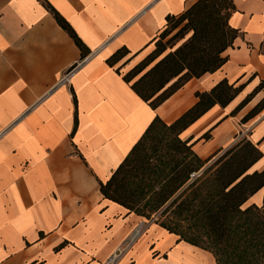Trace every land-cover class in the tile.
<instances>
[{
    "label": "crops",
    "instance_id": "crops-1",
    "mask_svg": "<svg viewBox=\"0 0 264 264\" xmlns=\"http://www.w3.org/2000/svg\"><path fill=\"white\" fill-rule=\"evenodd\" d=\"M198 1L0 0V264H104L140 227L118 264H218L212 251L163 227L160 215L142 216L100 190L156 117L173 124L198 103L197 93L225 80L240 88L236 97L180 139L204 161L243 135L264 154V0H232L228 23L239 35L226 63L157 109L123 79L156 49L168 16ZM49 7L71 25L87 57ZM123 48L128 55L110 66ZM263 170L264 157L249 173ZM250 206L264 209V188L243 209Z\"/></svg>",
    "mask_w": 264,
    "mask_h": 264
},
{
    "label": "trees",
    "instance_id": "trees-1",
    "mask_svg": "<svg viewBox=\"0 0 264 264\" xmlns=\"http://www.w3.org/2000/svg\"><path fill=\"white\" fill-rule=\"evenodd\" d=\"M50 9L58 24L82 50V58L87 57L88 49L71 25ZM234 10L232 0H199L181 16H168V28L156 42V49L124 75V81L155 110L191 79L216 72L226 63L224 53L239 35L228 23ZM173 32L174 35L164 41ZM128 53L123 48L107 62L114 67ZM239 91L240 88L225 80L210 92L197 93L198 103L173 124L167 125L156 117L110 180L100 182L105 198L147 218L158 212L162 217L173 208L181 215L192 205L182 199L183 195L188 193V198L197 200L210 183L212 190L201 198L199 212L202 227L214 248L202 245L198 236L183 237L163 222L161 225L178 233L181 240L212 251L218 264H236L248 259L250 247L264 243V209L257 206L243 209L250 197L264 188V170L249 173L264 154L252 142L237 144L193 179L192 175L199 173L211 159L202 160L189 145L190 141H182L180 135L216 105L227 106ZM258 111L256 108L246 119ZM168 137L170 140L165 143L162 138ZM156 142L165 143L170 157L165 166L168 170L161 176H155V171L147 175L150 152L155 151ZM186 185L185 191L175 198ZM234 219L240 220L246 228L234 225Z\"/></svg>",
    "mask_w": 264,
    "mask_h": 264
},
{
    "label": "rangeland",
    "instance_id": "rangeland-1",
    "mask_svg": "<svg viewBox=\"0 0 264 264\" xmlns=\"http://www.w3.org/2000/svg\"><path fill=\"white\" fill-rule=\"evenodd\" d=\"M161 140V137H159ZM162 140L166 143L169 142L170 138H162ZM246 142H251L249 140V138L246 135H243V137L234 145L236 146L237 144L243 143L245 144ZM165 143H161L160 142H156L153 145V148L155 149V151H151L150 155H151V163H150V170L147 172V175L152 172L155 171L156 174L155 176H161L162 173L166 172L168 169L166 166V164L169 162L170 157L166 154L167 152V148L164 147ZM234 146H232L231 148H233ZM230 148V149H231ZM226 153V152H225ZM224 153V154H225ZM216 161V160H215ZM215 161L213 162H208L204 168L199 172L200 175L209 167L211 166ZM207 176H205L206 178ZM154 178V177H153ZM195 179V178H193ZM193 179L191 180V182H193ZM190 182V183H191ZM188 187V185H186L184 188H182L177 195L175 196L178 197L180 196L185 189ZM212 190V186L210 183H207L203 189V192L201 193L200 197L197 200H194L193 198H188V193L183 195L182 199L183 200H188V203L191 202L192 205L189 207V209H187L186 211L182 212L181 215H178L177 213L174 212V208L172 210H170L169 213H165L164 216L160 217L159 219V223H164L167 226H169L170 228H172L173 230H176L178 233H181V235H183V237H193L195 238L196 236L201 238V242L202 245L207 246V247H212L211 242L209 237L207 236L206 232L204 231L202 224H201V215H200V202H201V198L204 197L206 195V193L208 191ZM181 202V201H179ZM158 214H161V212H158ZM156 215V214H154ZM233 224H239L241 225V221L234 219ZM242 228L244 227L243 225H241ZM246 228V227H244ZM249 239V237L247 238V240ZM250 253H248V259H244L241 261H237L236 264H264V243L262 242L261 244H257L254 247H250ZM223 258V256H222Z\"/></svg>",
    "mask_w": 264,
    "mask_h": 264
},
{
    "label": "built area",
    "instance_id": "built-area-1",
    "mask_svg": "<svg viewBox=\"0 0 264 264\" xmlns=\"http://www.w3.org/2000/svg\"><path fill=\"white\" fill-rule=\"evenodd\" d=\"M85 59L84 61H86ZM78 68V66L74 67L72 70H70L67 74H65L61 80V84H69L70 78L72 74L75 72V70ZM200 173H195L192 175V178L199 177ZM160 215V214H158ZM144 227H140L128 238V240L122 244L117 250L110 256V258L104 263V264H118L121 258L128 252V250L135 244V242L138 240V238L142 235L144 231Z\"/></svg>",
    "mask_w": 264,
    "mask_h": 264
}]
</instances>
